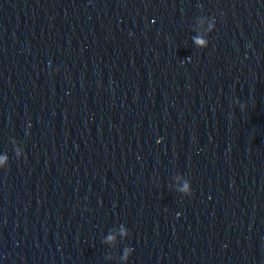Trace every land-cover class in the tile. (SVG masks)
<instances>
[{
  "label": "water",
  "instance_id": "water-1",
  "mask_svg": "<svg viewBox=\"0 0 264 264\" xmlns=\"http://www.w3.org/2000/svg\"><path fill=\"white\" fill-rule=\"evenodd\" d=\"M0 264H264V0H0Z\"/></svg>",
  "mask_w": 264,
  "mask_h": 264
},
{
  "label": "clouds",
  "instance_id": "clouds-1",
  "mask_svg": "<svg viewBox=\"0 0 264 264\" xmlns=\"http://www.w3.org/2000/svg\"><path fill=\"white\" fill-rule=\"evenodd\" d=\"M198 44H203L204 43V41L203 40H200V39H197V41H196ZM112 239H114L113 237H109V240H112Z\"/></svg>",
  "mask_w": 264,
  "mask_h": 264
}]
</instances>
